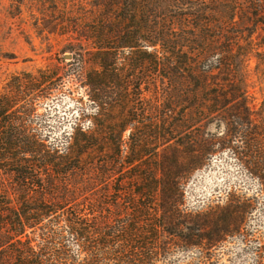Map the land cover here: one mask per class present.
<instances>
[{"label": "trees", "instance_id": "trees-1", "mask_svg": "<svg viewBox=\"0 0 264 264\" xmlns=\"http://www.w3.org/2000/svg\"><path fill=\"white\" fill-rule=\"evenodd\" d=\"M90 1L91 21L82 13L68 32L98 62L88 83L97 112L50 141L31 135L22 118L35 113L37 77L27 90L14 76L16 92L0 96V264H218L227 243H247L254 205L233 193L223 205L185 210L182 186L218 140L264 185V127L247 102L246 61L231 38L238 12L264 10V0ZM212 13L226 14L224 25L215 22L224 41L203 39ZM197 30L198 40H184ZM114 77L118 99L109 95ZM182 98L187 108L177 113ZM175 139L190 151L185 171L181 158L155 150Z\"/></svg>", "mask_w": 264, "mask_h": 264}, {"label": "rangeland", "instance_id": "rangeland-1", "mask_svg": "<svg viewBox=\"0 0 264 264\" xmlns=\"http://www.w3.org/2000/svg\"><path fill=\"white\" fill-rule=\"evenodd\" d=\"M85 12L86 20L91 21L93 9L90 0H68V3L67 0H0V96L16 92L18 88H13L11 84L14 76H23V87L27 90L34 77L41 81L39 91L31 93L33 99H37L35 113L22 117L29 123L31 135L62 141L71 136L80 115L97 112L88 83L90 73L98 69V62L96 58L89 57L90 46L68 32L74 26L73 21L79 22ZM225 17V13L210 14L209 18L214 22L213 30L203 32V39L226 40L227 32L221 29L220 34V25L215 23L220 21L224 25ZM235 18L240 24L238 29L233 30L231 38L238 39L240 54L246 61L243 67L246 70L247 102L257 124L264 127V10L256 8L238 12ZM177 28H180L179 25ZM178 31L181 38L183 31ZM198 39L197 30L196 36L188 34L184 40ZM66 55H71V59H66ZM120 67L118 61L114 66L118 69L117 74H123L119 72ZM114 81L115 87L109 95L118 99L121 90L116 77ZM25 88L21 90L27 92ZM30 98L18 101L16 108L27 109ZM182 100L176 104L177 113L187 108L185 98ZM151 110L155 111L153 107ZM119 117L116 111L109 120ZM209 128L214 131V127ZM127 137L128 133L125 134ZM178 140L155 150L159 156H168L173 162V158H181L184 164L180 170L185 171L190 151L186 145H178ZM184 141L186 143V138ZM217 142L221 145L220 148L217 145L219 149L213 157L206 159L197 171L188 173L183 181V209L207 210L210 205H223L233 193L251 200L254 208L246 215L242 231V238H247V243L238 240L227 243L225 253L218 252V264H257V251L264 250V185L261 186L256 177L251 176L237 161L234 151L229 147L223 148L222 140ZM147 150L154 151L151 146Z\"/></svg>", "mask_w": 264, "mask_h": 264}, {"label": "water", "instance_id": "water-1", "mask_svg": "<svg viewBox=\"0 0 264 264\" xmlns=\"http://www.w3.org/2000/svg\"><path fill=\"white\" fill-rule=\"evenodd\" d=\"M71 57H72L71 55H66L65 56L66 59H71Z\"/></svg>", "mask_w": 264, "mask_h": 264}]
</instances>
